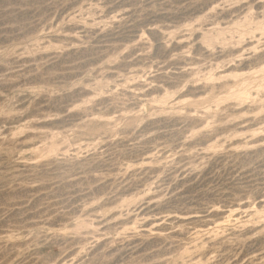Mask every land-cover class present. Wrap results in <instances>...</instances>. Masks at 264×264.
Here are the masks:
<instances>
[{
  "label": "rangeland",
  "instance_id": "1",
  "mask_svg": "<svg viewBox=\"0 0 264 264\" xmlns=\"http://www.w3.org/2000/svg\"><path fill=\"white\" fill-rule=\"evenodd\" d=\"M0 264H264V0H0Z\"/></svg>",
  "mask_w": 264,
  "mask_h": 264
}]
</instances>
